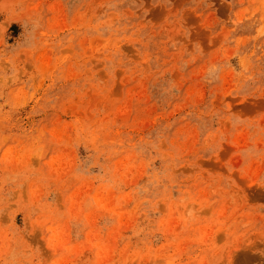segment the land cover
Here are the masks:
<instances>
[{"label":"rangeland","instance_id":"rangeland-1","mask_svg":"<svg viewBox=\"0 0 264 264\" xmlns=\"http://www.w3.org/2000/svg\"><path fill=\"white\" fill-rule=\"evenodd\" d=\"M0 264H264V0H0Z\"/></svg>","mask_w":264,"mask_h":264}]
</instances>
